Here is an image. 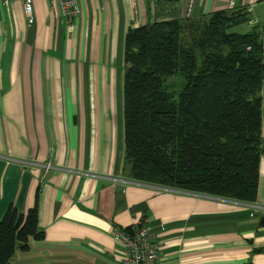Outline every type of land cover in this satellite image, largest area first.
I'll use <instances>...</instances> for the list:
<instances>
[{
  "label": "crops",
  "instance_id": "obj_1",
  "mask_svg": "<svg viewBox=\"0 0 264 264\" xmlns=\"http://www.w3.org/2000/svg\"><path fill=\"white\" fill-rule=\"evenodd\" d=\"M33 0L0 6V220L36 206L40 239L10 264H122L138 221L158 246L157 264H264L262 155L254 203L131 181L123 170V44L129 28L186 17L189 0H77L72 21ZM197 0L190 16L225 9ZM264 22V0H235ZM72 25V29H69Z\"/></svg>",
  "mask_w": 264,
  "mask_h": 264
},
{
  "label": "trees",
  "instance_id": "obj_2",
  "mask_svg": "<svg viewBox=\"0 0 264 264\" xmlns=\"http://www.w3.org/2000/svg\"><path fill=\"white\" fill-rule=\"evenodd\" d=\"M249 19L245 8H234L127 30L123 170L131 181L255 202L264 36L262 24L242 28ZM41 237L36 206L26 213L8 208L0 220V264Z\"/></svg>",
  "mask_w": 264,
  "mask_h": 264
},
{
  "label": "built area",
  "instance_id": "obj_3",
  "mask_svg": "<svg viewBox=\"0 0 264 264\" xmlns=\"http://www.w3.org/2000/svg\"><path fill=\"white\" fill-rule=\"evenodd\" d=\"M16 1L21 2L26 23L32 25L35 21L33 0H0V6H8ZM234 8L235 0H226L225 9L233 10ZM190 9L191 2L189 1L186 16H189ZM245 9L248 13L251 12V9ZM49 12L54 19H58V15H61L72 21L79 14L77 0H50ZM258 24L263 25L262 35L264 36V22L259 23L256 19H249L242 28L250 29ZM69 29H72V25H69ZM113 238L124 246L122 264H157L159 255L158 246L150 228L146 227L141 220L131 227L129 234H124L114 229Z\"/></svg>",
  "mask_w": 264,
  "mask_h": 264
},
{
  "label": "rangeland",
  "instance_id": "obj_4",
  "mask_svg": "<svg viewBox=\"0 0 264 264\" xmlns=\"http://www.w3.org/2000/svg\"><path fill=\"white\" fill-rule=\"evenodd\" d=\"M191 2V5H195V3L197 2V0H189Z\"/></svg>",
  "mask_w": 264,
  "mask_h": 264
},
{
  "label": "water",
  "instance_id": "obj_5",
  "mask_svg": "<svg viewBox=\"0 0 264 264\" xmlns=\"http://www.w3.org/2000/svg\"><path fill=\"white\" fill-rule=\"evenodd\" d=\"M161 1H171V0H161Z\"/></svg>",
  "mask_w": 264,
  "mask_h": 264
}]
</instances>
